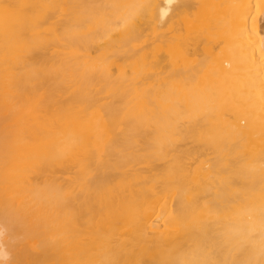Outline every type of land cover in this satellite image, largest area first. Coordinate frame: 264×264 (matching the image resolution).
Segmentation results:
<instances>
[{"label": "bare ground", "instance_id": "1", "mask_svg": "<svg viewBox=\"0 0 264 264\" xmlns=\"http://www.w3.org/2000/svg\"><path fill=\"white\" fill-rule=\"evenodd\" d=\"M164 10L0 0L6 264H264V0Z\"/></svg>", "mask_w": 264, "mask_h": 264}, {"label": "clouds", "instance_id": "2", "mask_svg": "<svg viewBox=\"0 0 264 264\" xmlns=\"http://www.w3.org/2000/svg\"><path fill=\"white\" fill-rule=\"evenodd\" d=\"M177 3V0H165V10L170 12L171 6ZM167 17L163 14V11L160 15V25L163 26ZM6 235V230L0 227V264H6L8 260L11 259V255L7 249V247L2 243L4 237Z\"/></svg>", "mask_w": 264, "mask_h": 264}, {"label": "rangeland", "instance_id": "3", "mask_svg": "<svg viewBox=\"0 0 264 264\" xmlns=\"http://www.w3.org/2000/svg\"><path fill=\"white\" fill-rule=\"evenodd\" d=\"M263 22H264V21H263ZM263 22H262V23H263ZM263 24H264V23H263Z\"/></svg>", "mask_w": 264, "mask_h": 264}]
</instances>
